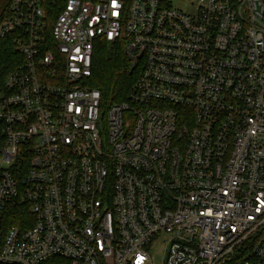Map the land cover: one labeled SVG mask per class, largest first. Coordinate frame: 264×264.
<instances>
[{
    "label": "built area",
    "instance_id": "2783aa9c",
    "mask_svg": "<svg viewBox=\"0 0 264 264\" xmlns=\"http://www.w3.org/2000/svg\"><path fill=\"white\" fill-rule=\"evenodd\" d=\"M184 1L0 5V264H264V0Z\"/></svg>",
    "mask_w": 264,
    "mask_h": 264
},
{
    "label": "trees",
    "instance_id": "16d2710c",
    "mask_svg": "<svg viewBox=\"0 0 264 264\" xmlns=\"http://www.w3.org/2000/svg\"><path fill=\"white\" fill-rule=\"evenodd\" d=\"M8 2L9 0H0V5H7ZM21 61V56L11 44L5 40L0 41V87ZM133 81L134 76L128 72V62L123 51L100 43L94 54L92 77L88 86L101 93L103 104L109 106L125 100Z\"/></svg>",
    "mask_w": 264,
    "mask_h": 264
},
{
    "label": "rangeland",
    "instance_id": "374dc122",
    "mask_svg": "<svg viewBox=\"0 0 264 264\" xmlns=\"http://www.w3.org/2000/svg\"><path fill=\"white\" fill-rule=\"evenodd\" d=\"M171 4L173 8L184 9L185 1L184 0H166ZM162 241H157L150 246L149 253L151 256V264H160L161 261V252H162Z\"/></svg>",
    "mask_w": 264,
    "mask_h": 264
}]
</instances>
